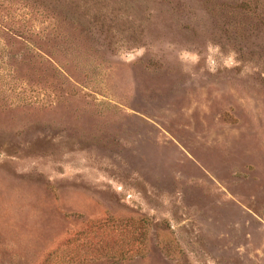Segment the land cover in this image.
<instances>
[{
    "label": "rangeland",
    "instance_id": "374dc122",
    "mask_svg": "<svg viewBox=\"0 0 264 264\" xmlns=\"http://www.w3.org/2000/svg\"><path fill=\"white\" fill-rule=\"evenodd\" d=\"M0 264H264V0H0Z\"/></svg>",
    "mask_w": 264,
    "mask_h": 264
}]
</instances>
